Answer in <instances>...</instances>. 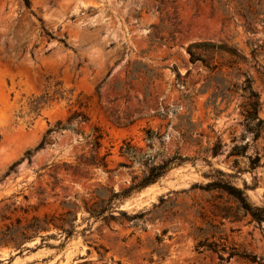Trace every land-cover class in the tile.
Wrapping results in <instances>:
<instances>
[{
	"label": "rangeland",
	"instance_id": "rangeland-1",
	"mask_svg": "<svg viewBox=\"0 0 264 264\" xmlns=\"http://www.w3.org/2000/svg\"><path fill=\"white\" fill-rule=\"evenodd\" d=\"M30 2L0 0V225L59 217L62 200L77 207L70 236L50 223L43 239L1 247L0 264L264 257V220L222 189L264 208V0ZM75 112L86 120L56 127ZM95 127L106 168L80 178L61 169L52 188L50 166L74 164ZM126 141L189 159L90 217L83 200L96 186L119 190L142 173L120 153Z\"/></svg>",
	"mask_w": 264,
	"mask_h": 264
},
{
	"label": "trees",
	"instance_id": "trees-1",
	"mask_svg": "<svg viewBox=\"0 0 264 264\" xmlns=\"http://www.w3.org/2000/svg\"><path fill=\"white\" fill-rule=\"evenodd\" d=\"M27 7H30V0H23ZM34 100H38L35 98ZM38 102V101H37ZM256 109V107H254ZM80 116L79 121L86 120V117L81 112H75L67 118V124H62L61 121H57V128L69 127L70 121ZM53 129L49 127L45 134H49ZM146 139L149 142L148 146L153 145V139L151 137L152 131L146 130ZM102 134L99 128L95 127V132L90 135H86V144L89 145L87 152L83 151L76 155V161L74 164L68 162H62L60 164L51 165V172L49 175L52 177V188H54L62 179L58 178L56 173L61 169H64L66 173H70L74 178H80L86 176L89 168L91 167H102L106 168L107 164L105 161L106 155L99 156V148L101 146ZM46 138L44 137L39 143L38 147H42L45 144ZM120 153L125 155L131 163L137 161L143 167L141 175H134L131 178V182L128 186L121 187L119 190H115L112 186L99 184L92 190V196L89 201L83 200L85 209L88 211L90 217L105 216L106 212H110V208H114L112 204L128 196L132 191L138 190L147 184L155 182L158 178L162 177L173 165L180 163L186 159L187 156L175 153L172 156H163L161 154H152L151 152H143L141 149L134 148L131 144L126 141L120 147ZM27 156L30 151L25 152ZM125 165V163H120ZM223 191L231 194L238 206L249 212L253 219L261 222L264 220V208L253 207L247 201L242 188L236 187L232 184H227L222 188ZM42 192V191H41ZM66 196V195H65ZM91 201V202H90ZM90 202V203H89ZM62 207L66 208V211L59 214L57 222L55 218H48L46 214L40 217L38 215H32L28 220L21 223L19 218H16V223H4L0 225V248L1 247H15L19 249L22 244L26 241L33 240L34 237L40 236L43 239L41 232L48 231L50 229V223L53 227L61 229L62 232L66 233V237L70 236L74 228L75 213L71 209L77 207V204L69 200L61 201ZM120 214L124 215L125 211L120 210ZM109 217H113L112 214H108ZM4 218L5 217L2 215ZM240 257L249 264H264V257L258 256L257 254H240Z\"/></svg>",
	"mask_w": 264,
	"mask_h": 264
}]
</instances>
